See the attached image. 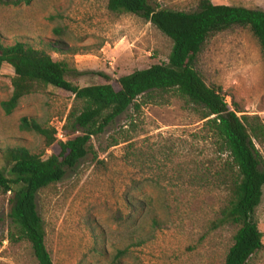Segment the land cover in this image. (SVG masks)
I'll return each mask as SVG.
<instances>
[{
    "label": "rangeland",
    "instance_id": "1",
    "mask_svg": "<svg viewBox=\"0 0 264 264\" xmlns=\"http://www.w3.org/2000/svg\"><path fill=\"white\" fill-rule=\"evenodd\" d=\"M150 2L192 11L199 0ZM211 2L264 10V0ZM107 3L0 4V33L8 45L26 41L41 48L50 39L63 41L73 52L49 54L75 69L66 79L78 87L111 82L167 61L172 44L167 36L142 17L110 11ZM195 67L207 85L221 88L238 115L255 114L264 123V63L247 27L211 35ZM12 76L11 66L3 64L0 103L11 94ZM164 93V103L128 107L92 136L90 152L62 180L37 193L53 264H223L237 227L212 226L228 200L213 173L225 164L227 153L214 144L198 112L185 108L174 90ZM81 105L73 94L46 86L21 98L9 114L0 106V169L8 168L2 152L7 147L23 146L42 157L52 152L40 135L19 129L21 117L60 129L71 109ZM8 197L0 190V264H37L26 241L8 239ZM152 214L159 219L157 227L151 224ZM253 217L263 246L246 264H264V189ZM135 233L145 239L143 244H131Z\"/></svg>",
    "mask_w": 264,
    "mask_h": 264
},
{
    "label": "trees",
    "instance_id": "2",
    "mask_svg": "<svg viewBox=\"0 0 264 264\" xmlns=\"http://www.w3.org/2000/svg\"><path fill=\"white\" fill-rule=\"evenodd\" d=\"M30 2L0 0V4L15 6ZM107 7L112 12L142 17L167 36L172 43L167 61L136 69L111 82L78 87L66 79L75 69L49 54L73 52L63 41L50 39L41 48L26 41L8 45L0 33V69L8 64L13 70L11 94L0 103L5 114L11 113L21 98L46 86L69 92L82 103L80 109H71L63 122L65 140L57 138L54 127L43 125L35 117L20 118V130L40 135L44 148L52 149L48 156L42 157L23 146L2 151L8 162V168L0 169V190L9 193L8 239L13 243L26 241L37 264H53L36 206L37 193L62 180L66 170L74 168L90 152L92 136L101 133L128 107L164 103V92L174 90L184 100L185 108L199 113L217 148L227 153V161L213 177L228 191V200L212 226L237 227L223 264H246L263 246L253 213L264 189V123L255 114L238 115L237 106L228 104L220 87L205 83L195 63L211 35L234 26L251 31L264 63V10L215 4L211 0H199L197 9L192 11L155 7L150 0H108ZM150 220L153 227L159 225L156 214ZM132 238L133 246L145 241L136 233Z\"/></svg>",
    "mask_w": 264,
    "mask_h": 264
},
{
    "label": "built area",
    "instance_id": "3",
    "mask_svg": "<svg viewBox=\"0 0 264 264\" xmlns=\"http://www.w3.org/2000/svg\"><path fill=\"white\" fill-rule=\"evenodd\" d=\"M62 125H63V123H62ZM62 125H61V127H62ZM61 127H60V129H56V136L60 140H65V137H64V135L62 134V131H61Z\"/></svg>",
    "mask_w": 264,
    "mask_h": 264
}]
</instances>
